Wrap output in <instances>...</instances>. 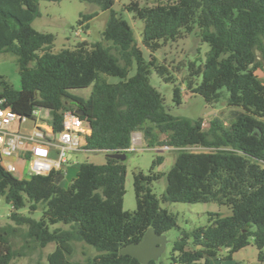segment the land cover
Here are the masks:
<instances>
[{
    "label": "trees",
    "instance_id": "16d2710c",
    "mask_svg": "<svg viewBox=\"0 0 264 264\" xmlns=\"http://www.w3.org/2000/svg\"><path fill=\"white\" fill-rule=\"evenodd\" d=\"M40 1L0 0V54L15 56L22 83L18 89L0 74V97L30 117L34 107L49 110L56 132L63 128L65 110H82L91 127L85 147L94 152L128 155L133 132L141 130L149 147H173L175 160L167 172L158 171L165 160L159 154L148 173L135 171L134 210L124 208L126 160L106 156L104 163L82 162L68 186L56 183L60 170L21 178L0 164V196L12 204L15 220L0 226V264L24 255L11 240L24 225V248L55 243L48 264H142L120 249L142 241L150 227L158 233L179 227L177 215L162 206L178 201L217 202L232 213L210 212L208 224L181 230L170 264H211L219 250L227 249L230 258L251 239L259 249L256 264H264V80L257 73L264 61V0H131L124 8L143 20L141 42L131 22L114 9L116 0H82L110 10L105 42L82 39L59 49L53 32L33 25ZM97 14L81 13L78 23L88 30ZM195 29L210 49L202 62L189 61L182 83L209 104L225 100L237 107L228 122L214 116L205 127L203 118L172 114L150 82L153 69L175 82L156 53ZM109 76L120 80L110 82ZM90 86L88 97L73 91ZM182 97L176 84L174 99L180 104ZM160 134L167 136L160 140ZM193 146L208 150L188 148ZM164 175L167 187L158 195L153 184ZM28 203L31 211L42 209L41 218L18 213ZM58 222L63 226L50 228ZM75 240L98 253L86 262L71 260Z\"/></svg>",
    "mask_w": 264,
    "mask_h": 264
},
{
    "label": "rangeland",
    "instance_id": "374dc122",
    "mask_svg": "<svg viewBox=\"0 0 264 264\" xmlns=\"http://www.w3.org/2000/svg\"><path fill=\"white\" fill-rule=\"evenodd\" d=\"M131 0H116L114 9L124 18L129 20L134 28L135 37L138 42H141V35L144 26L142 19H135L133 14L125 10V5ZM141 3H154L157 0H139ZM41 15L36 18L33 25L36 29L41 31L53 32L60 38L69 40L64 46L74 47L79 40L83 38L88 39L90 42L104 41L102 31L105 29L106 23L110 17V10H103L99 5L82 1V0H61V1H40ZM98 11V14L89 22V31L81 28L78 20L81 13H90ZM81 29L80 35L76 34V30ZM59 40V38H58ZM105 42V41H104ZM62 46V45H61ZM210 46L207 42H203L198 35V29L191 33H184L176 41L165 44L157 53L159 60L168 65L172 69L175 82L165 81L162 79L155 69H153L150 76V82L155 86L165 97L167 109L174 115L188 116L194 119L203 118L204 126L214 116L222 117L226 122L230 120L231 110L238 109L237 107H229L225 100H220L213 104L205 101L204 97L189 91L182 83L184 75L187 73V64L189 61L196 60L198 63L202 62L209 51ZM145 55L148 57V50L143 46ZM261 67L257 69V73L264 80V61L261 62ZM135 67L131 70V74L135 72ZM1 74H6L9 80L15 85L19 86L20 76L16 58L9 53L0 54V71ZM176 84H181L182 89V103L178 104L174 99V87ZM92 86L87 88L74 89V93L88 97L91 93ZM33 125L32 121L23 125L24 130H30ZM143 136L141 130H136ZM166 134H160V140L166 138ZM196 150H208L204 147L195 148ZM73 159L66 164V173L63 185L66 181H71L82 162L104 163L106 161V152L104 151H73ZM159 154L165 156L162 164L156 167V170L167 172L174 163L175 154L171 149H166L163 145L149 147L143 138L142 143H133L131 151L127 155V176L125 182L126 193L124 196V208L126 210H134L137 206L136 194L134 188V174L135 171L141 169L148 173L153 160ZM15 174L18 177L22 176V171H17ZM65 182V183H64ZM167 187V178L162 176L153 184L154 191L160 195ZM214 204L210 202H164L163 207L168 208L171 212L175 213L178 218L179 227L172 228L166 233L167 245L164 253L157 260V264H170L171 256L173 253L174 241L179 237L181 230H191L198 226H204L209 223V214L205 212V207H212ZM13 206L10 202L6 201L3 196H0V226L7 224H15V220L10 217L13 211ZM20 215H29L33 218L39 219L43 215L42 209L31 211L29 203L18 211ZM63 226L62 222L51 224L50 228L54 229ZM255 227L253 226V229ZM27 226L24 225L22 230L11 238L15 249L23 250V256H17L11 261L10 264H48L47 255L54 250L55 243H49L45 248H24L25 239L23 232ZM252 240V239H251ZM74 252L69 256L71 260L86 262L89 258L94 257L98 251L94 246L82 240L73 241Z\"/></svg>",
    "mask_w": 264,
    "mask_h": 264
},
{
    "label": "built area",
    "instance_id": "2783aa9c",
    "mask_svg": "<svg viewBox=\"0 0 264 264\" xmlns=\"http://www.w3.org/2000/svg\"><path fill=\"white\" fill-rule=\"evenodd\" d=\"M80 33L79 28L76 34ZM45 110L34 107V117L23 115L8 104L5 97H0V164L14 174L22 171L21 178L32 173L49 174L53 170L66 173V164L73 159V151H93L85 147L91 127L76 110L64 111L63 128L58 132L52 120L45 116ZM29 121L33 122L31 129L24 130L23 125ZM143 138L134 131L132 142L140 144ZM198 147L201 146L188 148L196 150Z\"/></svg>",
    "mask_w": 264,
    "mask_h": 264
},
{
    "label": "crops",
    "instance_id": "0c3cea01",
    "mask_svg": "<svg viewBox=\"0 0 264 264\" xmlns=\"http://www.w3.org/2000/svg\"><path fill=\"white\" fill-rule=\"evenodd\" d=\"M35 20L33 22H35ZM88 31H89V29H88ZM58 38H59V40H58ZM83 39H86V38H83ZM68 42H69L68 39L60 38L59 36H56L54 48L59 49L61 47H64V45H66V43H68ZM1 73H3L2 70L0 71V74ZM3 75L6 76V74H3ZM19 76H20V73H19ZM108 80L110 82H118L120 80V78L116 77V76H109ZM15 87L18 89H20L22 87L21 77H20L19 86H15ZM44 114H45V116L48 117V119L52 120V116H51V113L49 110L46 109L44 111ZM63 179H62V185H63V181H64ZM72 180L68 181V183L66 181V184L63 186H68L72 182ZM210 203H213L214 205L210 208H208V206L205 207V212H207L208 214L210 212H220L223 215L224 214L227 215V214L232 213V210H231L230 206H228V205L219 204L217 202H210ZM226 251H227V249L219 250V252L216 256H213L210 258V263L211 264H256L259 262V249L255 245L253 240H251V242L248 245H246V246L242 247L241 249L237 250L236 252H234L230 258L226 257Z\"/></svg>",
    "mask_w": 264,
    "mask_h": 264
},
{
    "label": "water",
    "instance_id": "95a60500",
    "mask_svg": "<svg viewBox=\"0 0 264 264\" xmlns=\"http://www.w3.org/2000/svg\"><path fill=\"white\" fill-rule=\"evenodd\" d=\"M78 114H83L82 110H77ZM106 156L120 158L126 160L127 154L117 151H108ZM65 173L60 171L56 175V183H60L64 178ZM167 245L166 233H158L153 227H150L142 241L130 243L120 249V254H130L136 257L142 264H148L151 260H158L164 253Z\"/></svg>",
    "mask_w": 264,
    "mask_h": 264
}]
</instances>
